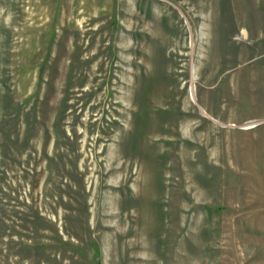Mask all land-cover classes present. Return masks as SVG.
Wrapping results in <instances>:
<instances>
[{"label": "rangeland", "instance_id": "obj_1", "mask_svg": "<svg viewBox=\"0 0 264 264\" xmlns=\"http://www.w3.org/2000/svg\"><path fill=\"white\" fill-rule=\"evenodd\" d=\"M0 264H264V0H0Z\"/></svg>", "mask_w": 264, "mask_h": 264}, {"label": "bare ground", "instance_id": "obj_2", "mask_svg": "<svg viewBox=\"0 0 264 264\" xmlns=\"http://www.w3.org/2000/svg\"><path fill=\"white\" fill-rule=\"evenodd\" d=\"M187 160H190V159H187ZM191 161H192V160H190V162H191ZM181 179H182V178H181ZM180 182H182V180H181ZM180 182H179V183H180ZM166 229H167V228H166ZM167 236H168V235H167ZM167 238H168V237H167Z\"/></svg>", "mask_w": 264, "mask_h": 264}]
</instances>
